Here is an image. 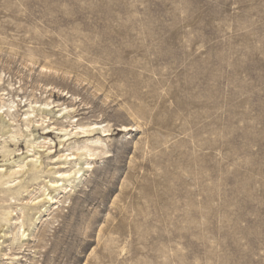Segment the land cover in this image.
Listing matches in <instances>:
<instances>
[{"label":"rangeland","instance_id":"obj_1","mask_svg":"<svg viewBox=\"0 0 264 264\" xmlns=\"http://www.w3.org/2000/svg\"><path fill=\"white\" fill-rule=\"evenodd\" d=\"M11 105L0 264H264V0H0ZM77 122L100 129L62 143ZM98 137L108 152L31 224L36 188Z\"/></svg>","mask_w":264,"mask_h":264},{"label":"bare ground","instance_id":"obj_2","mask_svg":"<svg viewBox=\"0 0 264 264\" xmlns=\"http://www.w3.org/2000/svg\"><path fill=\"white\" fill-rule=\"evenodd\" d=\"M49 106V104H46ZM3 107H0V124L3 121V114L7 113V115L9 116V114L11 112H13L14 105H11L8 107L7 110L3 111ZM63 111V110H61ZM33 112V111H32ZM31 111L26 112V115L28 116V120H27V129L30 128V124H36L38 121L37 120H33L31 118ZM50 111H48V109H42V113H48ZM42 117V122L44 121V119H46V116H44L43 114L41 115ZM4 122V121H3ZM10 125V124H9ZM38 126V125H36ZM137 128L140 127L139 125H134ZM74 128L72 129L75 130L74 132L67 133L68 132V128H60L61 131H65L66 133L63 134L64 139L63 141L67 140L69 136H74V137H87L90 134L95 133L96 131H98L100 129L98 123H94V124H83V123H76L74 126ZM124 131H128L129 129H131V131L133 130V127L130 128V126L128 125H124ZM12 132V130H8L7 132ZM102 131L104 133V136H109L110 135V129L105 126L102 128ZM19 133L18 131L16 132V135L14 137H12L13 139H16L18 137ZM89 141V139L87 140ZM93 144H96V147H91L90 145L87 144V142H84L83 145L76 147L74 150V152L70 153L68 157H66L65 161L62 162V164L60 165V167H62V170L58 171L57 173L60 174L59 178L58 177H54L53 179H50L47 181V183H50V185L48 186L47 184H45L44 186H39L40 191H42V193L34 198H32L30 200L31 203V207L28 209H33L34 213H32V215L30 216V220H31V224H33V219H35V221L39 220L42 216L43 213L50 211V208H52L53 205L57 204L59 202V197L54 194V191H58L61 190L60 192L63 191H67L68 187L71 185H74V183L81 178L84 174H85V168L84 166H80L78 167V165L80 164V162L85 159L87 165V168H91L92 167V162L93 160H95L97 157L99 156H103L105 155L108 151L105 150V147L102 148L103 146V139L102 137H98L97 139H92L91 141ZM38 143H42L43 145L39 146V148H45V141H37V140H30L28 141V145L31 148H34L35 146L37 147ZM79 145V144H78ZM37 154V155H36ZM35 155H33V159L32 161H35V163L29 162V163H24L19 164V168L20 171L22 170V168L29 166L30 171H33L34 169H37L38 166L42 165V153L41 151L36 152ZM41 154V155H38ZM74 163L73 166H68L67 164L69 163ZM39 163V165H38ZM26 172H23L22 176L24 177ZM14 177V176H12ZM19 176L15 178V180H18ZM38 179L37 176H33L32 178H30V182L36 181ZM22 179H20L21 181ZM9 181H5L3 183H1L2 185L7 184ZM15 185V184H14ZM22 186L21 184H18L16 189L13 188H9L7 189V191L11 192V191H15L16 194H21L22 191ZM14 210H10L8 216L12 217L14 215ZM13 218H10V221H12ZM18 220V219H17ZM14 223H18V221H13ZM6 222H0V233L4 232L3 229L6 226ZM18 225V224H17ZM29 229L30 227L24 223L21 222L20 224V237L25 238L27 235H30L29 233ZM4 236L7 237L8 235L6 233H4ZM1 238V236H0Z\"/></svg>","mask_w":264,"mask_h":264}]
</instances>
